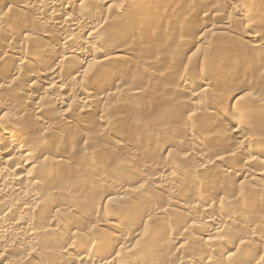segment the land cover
I'll list each match as a JSON object with an SVG mask.
<instances>
[{"label":"bare ground","instance_id":"1","mask_svg":"<svg viewBox=\"0 0 264 264\" xmlns=\"http://www.w3.org/2000/svg\"><path fill=\"white\" fill-rule=\"evenodd\" d=\"M97 1L96 0H0V10H1L0 11V30L2 29L1 31H5L6 32L5 34L9 36L8 40L5 38L7 40L6 42L5 41L3 42L1 40L2 38L0 39L2 41V42L0 41V100H4V101H0L1 103L0 109H2L3 112H6L0 118V264H70L69 263L70 259H73V261L75 260L74 261L75 264H160L161 262H164V261L165 262L167 261L166 263L170 262V264L172 263L173 264L174 263L175 264H195L196 261H198L199 258L201 257L198 258L199 255L194 254L192 252L190 253L187 250V248H185L183 245H180L177 248L176 251H179L181 255L176 259H173L174 257L169 255V253L165 252L166 251L165 249H164L165 251H163L162 249L163 247L160 248L162 245L166 244L167 240H170L169 237H165L164 239H162L165 233L163 236H161V231L163 232V229H164L163 228L164 226H161L162 223L170 224L171 222L167 219L170 216H167L166 218L167 211L168 209L170 210L169 206H174L178 208L180 213L185 214L186 216H188L189 219H193V220L197 217L196 215H198V212H199L203 216L205 215L207 224L211 226H214V225L217 226V229L216 228L213 229L211 235L207 237L211 239V242L213 241L217 242V245L218 243H223L224 245L229 246L230 250L229 252H227V254L223 256L222 259L215 260L214 262H213L214 259L211 257L212 255L210 256L208 255L207 257L203 256L205 257L203 261L206 264H246L244 263L243 259H246V258L247 260L252 259L253 255H250V251L253 252L252 250H254L253 242L258 241L259 243L261 242V244H264V239L260 237L259 232H257V230L258 231L260 230L258 229V227L260 228V226H257V228H254V226L256 225H252L253 223L251 224V222H248L247 220L246 222L244 219L246 224L250 223V225L247 226L248 228L247 238L248 239L241 238L240 241H238V236H237L235 237L236 240H232L234 241V243L232 244L231 243L232 241L231 239L228 238V235L225 236L224 234L226 232L225 230L227 231L229 230L227 229V226H226L228 224L227 221L219 219L218 217L216 218V216L210 214L211 213L210 211L212 210L213 206H215V202L220 203L222 202V200L225 199L222 197L227 193L226 190L229 188L226 182L223 181L221 184H218L215 181V183L217 184L214 183L215 186H213V183H212V186L214 188L213 190L212 189L209 190L206 194L203 193L204 195H200V193L199 194L197 193L196 195L194 193L195 200L194 202L189 203L188 201H185L183 198L179 197L178 194L175 193L179 189H177L178 187L176 188L174 186V183H175L174 179L177 178L178 180L179 177L181 178L183 177V179H185L187 178V176H190L189 178L192 177L193 179V177H195L197 183L202 184L201 183L202 180H204V182L205 180L206 182L207 180L208 181L211 180V179L210 180L207 179V176L205 177V175H207L208 173L204 174L205 173L204 171L207 168H211L212 166L213 167L217 166L216 169L219 168L220 172H222L221 175H224L223 172L234 174V172H236L235 171L236 167L233 166V164L229 161L235 160L238 157L243 158L242 156L245 155V149L246 147H249V146H253V147L247 148L246 151L253 150L254 148H256V146L259 147V149L257 152L250 151L251 154H248L247 156L245 155V158H244L245 163L248 164L246 166L247 167L249 166V167L244 172L249 173L248 175H246L247 177H250L252 174L256 176H262L264 174V146H263L264 137L258 134H252V133L248 134V130H250L248 125H245L240 120H238V118H236V115L234 113H239L241 116H246V115L251 116V114L254 113V114H257V117L260 116L258 119V123L263 122L264 121V97H260L256 99L254 97L253 101H250L249 99L248 100L250 101L249 103L253 102L252 103L253 105L249 103H245L247 101H243L242 96L249 94V93H246L247 91L245 88L238 89L239 94L244 93L240 96L241 99L240 97H238V99H235L238 101L236 103L237 104L236 107L238 108L236 107H234L235 109L233 108L234 111H232L233 114H231V116H229V112H231L230 110L226 112L227 109L225 111L223 109V111L221 112V113H225L223 114V116H225L226 113H228L227 114L228 117H231V121L229 120V123H231L230 131L235 135L234 136L235 141H233L234 137L233 139L232 138L230 139V138H227L228 136L224 137L223 135L224 137L223 139L221 136H219L221 137V140L222 139L224 140V142L226 141V139H229L227 140V143L228 141L230 142L232 140L233 143L232 142L230 143L233 144L232 146L234 148H231L232 147L231 144L228 143V146L230 145L231 147L229 146L225 150L227 151L226 153L225 151L223 152V154L213 153L210 157H206L202 149L201 150L198 149V151L196 150L193 151L194 149H186L185 151L186 153L183 154L184 158L182 157L181 159L180 158L179 159L181 161L182 159H184L183 162H181L182 164L183 163L187 164L186 160H188V162L190 161L189 164L193 168V169L192 168L190 169H192V172H194L193 174L195 176L194 175L192 176V172L191 174L186 173V171L189 170L188 168H187L188 170H185V171L183 170L184 172H181L182 170L180 168L179 169L181 171L178 169V167L177 169H174L168 166L167 164H165L164 161H161L160 163L157 164L159 167H154L146 163L143 164L140 161H138L141 163V166H140L141 168H143L144 170L151 168L152 170L151 169L150 170L153 172L151 174L147 173V175L139 174L140 176H142L140 178L142 179L143 184L137 187H133V185L127 184L126 182L128 181H126L125 183L124 182L121 183L115 179H112V178H109L108 176H105V175L103 176L100 174L98 175L95 174L96 176L92 177L93 173L92 174L89 173L92 178L89 177L90 179L88 182L87 180H79V181L77 180V181H72V182L71 180L65 181L64 178L66 175L61 176L63 172L62 173L60 172L61 170H63V166L68 165L70 163V158L68 157L66 150L62 148L63 144L59 146L60 143L59 144L57 143L56 145H53L55 146V148L52 149L53 146L50 145L49 142H46L45 140L47 139L45 138L46 137L54 138L52 139V141L55 140L56 138L57 139L59 138L58 142L63 141V140L60 141V139L64 138L62 136H65L68 129L73 124H76L75 122H77L78 120L80 121L84 117H87L86 115L90 114V112H93L92 114L95 116H97L98 114L101 115V116L99 115L100 120L99 121L97 120L98 122H100L101 127H105V125L108 126V124H110L109 123L110 121L109 122L106 121L108 120V118H106L105 115H107L106 113L109 112L111 107H109L108 103H105V102L108 99H109L108 101L110 102L111 100L117 98V96H119L120 94L122 93L127 94L128 92V90H125L124 84L123 83L121 84V82L117 81V83H114V84L113 82L112 84L107 83L108 84L107 89L110 88L109 89L110 91L108 90L109 92L105 95H103V93H100V94L97 93V91L94 88L88 89V91L84 93L82 92V84H80L79 82L82 83L84 81V82H87V84L88 82L90 84L95 80L94 79L95 77H96V80L100 79L102 76H106L108 72H111L114 77L115 76L117 77V75L120 74V72L122 71V68H124L125 65L133 63L132 60H135L134 56L137 55L136 57H138V59L140 60L138 53H137L139 51L136 52L132 48H130L128 45L125 44V43H128L130 40L123 43L125 41L123 39L124 41L121 42L120 38L121 36H125L124 34L123 35L120 34L121 36L118 39V36H119L118 33L121 32L120 31L121 29H119L121 27L120 24L125 22V20H128L129 18H130L129 19L130 21L132 18V16L129 17L130 14H128L129 16L126 15L127 13L126 9H128L129 7H131V5H133L131 4L132 0L118 1V4L120 3L121 5H119L120 6L119 8L117 5L116 8L118 9H116L115 11L117 14H115L116 16L113 19L117 20L116 17L119 16L122 12H124V10L126 11L125 14L122 13L121 19L120 20L118 19L119 21L118 20L116 21L117 23L120 22L118 23L119 25L115 22V20L114 22L116 24L111 22L112 20L108 21V19L114 16L112 14L107 15L106 13V16H108V18L105 20L104 19L101 20L97 18V14L99 15L97 11H100L101 9L105 11L106 6L110 2L116 1V0H105V1L103 0L101 3V6L103 2L105 3L107 1L105 3V8L104 6L99 7L100 4L99 5L96 4L98 5L97 6L98 8H95L96 5L94 6V4L99 3ZM210 1L212 2L214 1L213 2L214 4L212 3V5H217L219 4L221 0H210ZM210 1L208 0L209 3ZM113 3H111L110 5H112ZM90 4L91 5L93 4L92 10H91V6H89ZM205 6H209V5L205 4ZM99 8L100 10H98ZM110 8L114 10L115 7L113 8L111 6L108 7L109 13L110 12L115 13L114 11H110ZM215 8L217 7L215 6ZM232 9L237 14V16L238 15L240 16L241 18L240 22L243 24L241 26L245 28V30L242 29L243 31H245V33L242 35L247 38H250V37L254 38V39H250L248 47H251L253 49L252 51L255 50L254 52L256 53L258 50L259 51L264 50V39H260L259 41L256 40L255 38L256 36H254L253 33H251L252 34L251 35L248 30L250 27H252V25L257 23V20L255 18H250V19L246 18L248 9L245 7H242L241 5L239 6L238 4H233ZM5 11L8 13H6ZM216 11H219V10H216ZM6 14L8 15L12 14L13 16L15 14L14 18L16 19V21L15 22L13 21V24L7 23L8 21L6 22V19L8 15ZM102 14H103V11H102ZM123 15H126L129 18L128 19L125 18V20L123 21L124 19ZM191 16L193 18H191L192 22H191V25L189 26V29H192L195 25H197V29L194 31V33H192V36L189 32L190 36L188 34V37L184 39L182 38L183 40L181 39L182 40L181 45L183 46L184 50L190 51V50H193L194 48L198 50L201 47V45H203L205 42L207 43L206 40L209 39L210 35L212 36L219 35V37L211 36L212 38L210 37L208 41H211V39L213 40L215 38L216 39L214 41H211L212 43H208L209 45L207 46L205 45L206 47H209L212 44L211 46L214 48V46L217 45L218 44L217 42L219 41L218 39V41L216 42L217 38H220L221 36H224L223 38H226L231 35L236 36L238 34V23H240L238 22L239 21L238 17L235 19L231 18V16L230 17L228 16L220 17L218 16V14L214 15L213 13L212 16H215L214 19L216 20L214 21V23L209 24L210 22L203 21L204 16L202 14H198V15L194 14ZM25 20L26 22L28 21L29 24L36 25L37 27L40 28V30L38 29L37 32L35 33L36 34L35 36L39 35L36 38L39 37L42 39L44 38L50 39L54 45L53 46L39 45V42H41L40 41L41 39H38L39 41H37L36 38H32L33 36L31 38L33 40L36 39L35 40L36 42L34 41L35 44L33 45V48L31 49L28 48V45L27 47H25L26 44L25 45L18 44L15 38L20 37V39L22 38V40H28V37H29L28 31H30L33 28L32 25H30L31 27H30V30L28 31H26L25 29H22V27H21L22 30L20 29L19 31H18V28H15L16 25H18L17 27H19L20 24H23V23L25 24ZM28 23H26L25 25H27ZM128 23L129 22L124 23V24H128ZM136 26L137 25H134V27L131 26L132 30L131 31L128 30L127 32L129 33L132 32L133 34L134 33L136 34V32L138 33L144 29V28L142 29ZM46 27H51L50 29L54 30L56 33H54L53 31L52 32L56 35L52 36L53 34L47 31L48 29H46ZM124 27L125 26H123V29H125ZM35 28L32 29L33 31H31V33L35 32L34 30L37 29ZM15 29L17 30V32ZM185 31H183L184 34L185 33L187 34L188 30L186 32ZM145 32L147 31L145 30ZM132 33L129 34V36L131 37V42H129V44L133 42V39L135 37L134 36L132 39V35H133ZM48 34H50V36ZM152 34L153 33H150L149 35H152ZM196 34H199V35L196 36ZM129 36H127L126 40L130 39ZM207 36L209 37L207 38ZM235 36H231L230 38H233ZM31 38H29V40ZM162 38L161 40H164V39L166 40L168 38V35L164 34ZM191 38H195V39H191ZM14 39L16 40V42ZM106 40L107 41L110 40V43L113 42V44L111 45V48L109 49L108 48L109 46H108L107 50L105 49L106 46L104 43H109V42H107ZM22 43H25V42L22 41ZM26 43L28 42L26 41ZM213 43L214 44L216 43V44L213 46ZM244 43L247 45L246 42ZM228 44L229 43H227V45ZM30 46L32 47V45ZM217 46L219 47V44ZM230 46H228V48H231ZM236 46H238V44ZM225 48L227 49V47ZM196 49L193 51H196ZM211 50L213 49L211 48ZM133 51L136 52V54L133 53ZM228 52L230 51L228 50ZM261 53L263 52L261 51ZM48 58H51V61L53 60L51 62L52 65L50 66L46 65L47 67L45 68L42 62L44 61L46 62V59ZM68 60L73 61L74 62L73 64H78L77 65L78 67H76V69L79 68V70L74 72L75 76L69 77V75H67L61 78V73H63L64 67L66 70L67 68L71 67L69 65H65L69 62ZM143 62L144 61H142L141 63ZM88 63H94L93 65L95 66L94 67L95 69L94 68H93L94 70H91L89 68H88L89 70L83 69L84 65ZM118 63L119 65H117ZM137 63L138 62H136V64ZM141 63L137 65L145 67L144 64H141ZM42 64H43L44 69L42 67H41L42 69L40 68ZM120 64L122 65V68L120 67ZM136 64L133 63L132 65L137 66ZM129 66L131 65H128V67ZM70 70L71 69L69 68V71ZM103 70L104 72H101ZM222 71H224V68L222 69L221 65H219L216 62L210 63L208 67L206 66L202 68L198 73L199 81L198 82L196 81L198 90L192 89L189 92L190 93L189 99L188 97H186V100L184 99L186 102L187 100H189V102L186 103L184 101V103L186 105L188 103L190 105H193L189 107L196 106L200 110L201 106L200 105L198 106V104L204 92L210 91V90L213 91L212 90L213 88L215 89V87L218 88L219 86L223 85L221 82H220L221 85L219 86H217L219 82H217L218 84L216 83L217 85L215 84L214 81L210 82L212 78L216 77ZM22 72H24L27 75H26V78L24 77L25 80L20 82L22 79L21 78ZM71 72H73V68ZM92 72H94V74ZM98 72L99 73L101 72V73L97 74ZM147 72L150 73L149 71ZM7 74L14 75V79L5 81L2 76L7 75ZM107 75L109 76V74ZM179 75L178 77H180ZM181 76L183 77H180V80H179L180 83H182V85H184L185 88L186 87L189 88L191 85L190 82H192L193 80L190 81L188 79V74L187 75L182 74ZM178 77L176 80H178ZM72 82H74L75 85H73ZM77 82L79 86L78 84H76ZM194 84L196 85V83ZM92 85H93L92 87H94V85L96 87V84L93 83ZM222 87L223 86H221V88ZM2 91L4 92L8 91L10 93H8V96H4L7 94L3 93ZM118 91L119 93L116 95L115 93ZM82 93L83 95H85V97H83L81 100L79 99V95ZM138 93L139 92L134 89V92L131 93L133 95L132 97H134L135 94H136L135 96H137ZM110 97H113V98L111 99ZM82 101H84L83 104H82ZM254 103H256L257 105H255ZM105 104H107L108 106V111H106L107 109H106ZM25 105L30 106L33 112V117H34L33 118L31 116V118H29L31 122L28 120L27 123L26 122L24 123L23 121V120L26 121V118L28 117V116L26 117L25 115V108H24ZM73 105L78 106L77 109L76 108L73 109V110H77L78 112L75 111L74 113V111H72L71 106L73 107ZM54 106H59L61 110L59 111L51 110L49 112L48 111L50 110L49 107L53 109L52 107ZM47 108L49 109L47 110ZM10 109L11 110L14 109L15 112L11 115L5 116L7 112L10 111ZM193 109L194 110L192 109L191 110L192 111L197 110L195 108ZM213 110H215V108H213ZM99 116H97V118H99ZM104 116L106 120L104 119ZM23 117L25 118L23 119ZM187 118L188 116L185 118V120L184 119L183 120L187 121ZM188 119H189L188 120L189 122L191 118H188ZM184 121L182 122L183 124L185 123ZM58 123L60 125H58ZM79 123H83V122H79ZM107 126L105 128H107ZM101 127H100V130H101ZM109 127L110 126H108V129H110ZM87 128L89 127L88 126L86 127L83 124L81 128H79V130H81V132L80 131L79 132L84 133L85 131L86 133V131L90 129V128L89 129ZM103 129L104 128H102V130ZM108 129H105V130H108ZM183 130L185 132L184 134L187 135L185 136L184 139L188 138L190 142L192 141L196 143H201V141L203 142V136L198 134L197 132L195 133L194 130L190 126H188L187 122ZM102 132L100 131L98 132V134L99 133L102 134ZM104 133L105 132H103V134ZM217 137H218V134H217ZM219 137H218V140H219ZM47 141H50V138ZM177 141L176 143H174V141L172 143L176 146L177 144L178 146H183L180 141L179 142ZM114 144H115V147L116 148L118 147L119 149L124 143L122 140V142L116 141ZM172 145L170 143L166 144L165 146L161 147V151L165 152ZM66 147L68 148V146ZM94 148L95 146H91V148L90 149L87 148L86 151H85L86 149L85 148L84 151L86 153L85 152L83 153L82 150H80L82 153L79 151L80 152L79 154H84V157L87 156V158L91 159L92 155L96 156L98 153V152L94 153V150H95ZM229 148L231 149L229 150ZM68 150L69 148L67 149V151ZM95 151H98V150H95ZM246 153H249V152H246ZM130 155L129 157L127 155V158H130V157L133 158V156H130ZM79 156L80 158H82L81 155ZM127 160H131V159H127ZM251 164H255V166H251ZM63 171H66V169ZM69 173L70 172H68V177L70 178ZM77 177H80V176L77 175ZM245 177L243 176V178ZM218 181H220V179ZM91 184L108 186L111 189L110 190L111 192L107 195L104 201H106L107 203L114 202V201H116L117 203L119 202V206H122V209H120L121 212L122 210L125 209L124 213H126V215L129 214L125 212L127 210L130 209L129 211L131 213L135 209H138L137 212L134 211V214L136 215L135 218H133L134 220L132 219V217H134L132 215L134 214H129L132 217H128L129 216L128 215L127 216L128 218H126L127 220L131 218L133 221H139V222L144 221L145 226L152 220L160 219L161 217H163L165 222H163V220L162 222L156 221L157 222L156 224L160 223V225H158V227L155 226L156 232L152 233L153 234L152 236L150 233H149L150 235L145 233L146 230L142 232V230L140 231L134 228L135 225L127 226L125 228L122 226L119 227L118 226L119 224L115 225L116 227H108L107 219L105 218H107V216L109 215L107 214H106L107 216L102 215L103 210H99L98 208L94 207L93 206L94 204L91 207V213H90V210H89V213L88 211L85 212L86 211L85 208L87 209L89 207V205L87 206V204H89L88 198L87 200H85V201H88L87 203H84V202L82 203V199H85L86 196H81L84 198L80 199L79 195L74 193L75 191L77 193L78 192L83 193V191H86V190L90 191L89 188H91L90 187ZM228 184L230 186L229 182ZM151 187L155 189L156 191H159V193L160 192L166 193L165 197H168L167 199H165L167 201L166 205L156 206L152 203L154 205L152 207L151 206L150 207L148 206L147 208L142 207L145 210L140 208L139 205H138L139 208H135L134 206V210L132 211L131 209L133 207H129V209H127L128 206L132 204L129 202L131 201L129 200V197L135 196L136 200H138L137 198H139V200H144V201L149 200L148 198L149 195L148 196L146 195L148 194V192H146L147 191L146 189H149ZM239 191L240 193L238 191L236 192L233 191L232 194L234 192L235 194L232 195L231 197L234 196L235 199L230 198V200L231 199L236 200L238 199L240 195L241 196L247 195V193L246 194L243 193L242 195L241 194L242 191L241 190ZM230 195H231V192H230ZM256 197L257 198L254 197L256 200L253 199L250 202L253 205L254 203L257 205L259 204L261 205L263 201L262 203H258L261 201L259 200L257 201L259 197L258 196ZM226 199L224 200L225 201L224 203L227 202ZM91 202L90 204H92ZM230 202L231 201H229V203ZM235 203L237 204L238 202H235ZM235 203L234 205H231L232 203L231 204L227 203L228 207L226 208L229 210L231 209L230 211H232V207L233 206L234 208L236 207ZM81 204L86 205L85 208L82 207ZM137 204H140V203H137ZM126 205H128L127 208L125 207ZM134 205L136 204L134 203ZM229 205H231V207ZM237 208H239L238 205H237ZM260 208L261 207H259V209ZM141 210L144 212L140 213ZM86 213L90 214L94 218L98 217L99 215V219L104 218L105 220L103 219L100 223H96V224L95 223H91L88 225L83 224V226L85 225L86 226L84 228L82 227L83 229L81 228V232L78 231L77 234L75 232L70 233V234H73L74 236L73 235L69 236L71 238H68L65 241L61 239L60 237L55 236L54 234L48 233L49 231L53 229H57L59 227L62 228L61 224L68 226L70 222L74 221L75 219H82L83 217L86 216ZM124 213L122 212L121 214H124ZM232 213H235V212H232ZM240 213L241 212H239V214L235 213V216H233L234 219L231 221L235 222V219L238 218L237 215H240ZM244 214L246 213L244 212ZM243 216L245 218V215ZM243 216L242 217L239 216L241 218L237 220L240 221L243 218ZM88 217L89 216H87V218ZM228 217H230V215ZM248 217H251V216H246V219H248ZM260 217H261L260 219L263 221L264 212H262ZM93 221H96V220H93ZM249 221H252V220H249ZM83 223H84V220H83ZM254 223L257 224L256 222ZM128 224L130 225V221ZM150 224L151 223H149V225ZM153 224H154V221H153ZM167 224H164V225H167ZM259 224L261 225L262 223L259 222ZM193 225L194 223L192 225H188L189 227L184 225V227L179 229V232L176 233L172 237L173 239L171 238L172 242H174L173 240L183 239L189 233L190 229L194 227ZM110 233H113L114 235H111ZM257 233L258 235H256ZM131 239H135V240L129 243L128 241ZM102 240L103 242L107 240L112 241L111 243L107 241L111 245L110 246L109 244L105 245L104 243V246H103L104 249L102 248V246L99 247V243L102 242ZM135 241H139V242L135 243ZM138 243H141V245ZM142 244L145 247L140 248L139 246H142ZM60 245H63V248H61ZM217 245H213V246H217ZM107 246L109 247L107 248ZM110 247H113V248L119 247V248L116 251L114 249L112 251L110 250ZM98 248L99 249L102 248V250L100 249V251L104 252L103 250H105V252L101 254L102 252H98L97 250ZM206 248L208 251L210 250V248L208 247V244L206 245ZM211 248L213 249L214 247H211ZM247 249L249 250L251 249V250L249 251ZM240 251L241 252L243 251V254H242L243 257L239 256L242 258L241 260H239V257H238V252L240 253ZM207 253H210V251ZM255 261L249 264H258L259 261L262 262L261 259L258 261L257 260Z\"/></svg>","mask_w":264,"mask_h":264},{"label":"rangeland","instance_id":"2","mask_svg":"<svg viewBox=\"0 0 264 264\" xmlns=\"http://www.w3.org/2000/svg\"><path fill=\"white\" fill-rule=\"evenodd\" d=\"M102 1L103 0H98L97 2H99V3H95L94 6L96 4H98V5L100 4L99 7L104 6V8H105V3L107 1L105 3L103 2L102 6H101ZM118 1H120V0L112 1L108 4L109 6L107 5L108 7H110V6L112 8L115 7L114 10L110 8V11L115 12L116 9H118L120 7L119 5H121V4L120 3L118 4ZM132 2H131V4H133V5L130 4L131 7L126 9L127 13L125 10H124V12H122L123 14L126 13L127 16H129L128 14H130L129 17L132 16V18L130 20L131 22L129 21V19H130L129 17H127L126 15H123V17H124L123 21L125 20V18H127V19L129 18V19L125 20V22L120 24L121 27L119 29H121L120 30L121 32L118 33V35H119L118 39L121 35L124 34L126 37L121 36V38H120L121 42L124 40L125 41L123 43L127 42L128 40H130L129 42H131V37L129 36V34L132 32L129 33L127 31L128 30L131 31L132 27H134V25H137L136 27H140L142 29L144 28L140 32H138V33L136 32V34L132 33L133 34L132 39L134 36L136 37V35H137L136 38L134 37L135 40L133 39V42H132L133 44L130 43L132 45H130L129 42L125 43V44L128 45L130 48H132L134 51H136V52L139 51L137 53H138L140 60L141 59L142 60L140 61L138 59V57H136L137 56L136 55V56H134L135 60H132L133 63L136 64V62H138L137 64H140L142 61H144L141 64H144L145 67L140 66V65L138 66L137 64H136L137 66H133L132 65L133 63H131V64H128V65H131L129 67H128V65H125L126 67L124 66V68H125L124 69V68H122V65L120 64L122 71L120 72L119 75H117V77L115 76L116 79L112 75L111 72H108L107 74H109V76L106 74V76H102L100 79H97V80L95 77L94 78L95 80L93 79L94 81L90 84H89V82L87 84V82L83 81L84 83L83 82L81 83L78 81L80 84H82V92L85 93L86 91H88V89L94 88L97 91V93H99V94L103 93V95L107 94L110 91L109 90L110 88L107 89L108 88L107 83L112 84V82H113V84H114V83H117V81H118V82H121V84L122 83L124 84V86H125L124 88H125V90H128L129 94H128V92H127V94L129 96L126 93H122L119 96H117V98L114 97L115 99H113V100H111L113 97H110L111 98L110 102L108 101L109 99L105 102V103H108L109 107H111L109 112L106 113L107 115H105L106 118H108V120H106L105 116H104V119L107 122L110 121L109 122L110 124H108V126H110L109 127L110 129H108L107 125H105V127L107 126V128L101 127L100 122H98L100 120V116H101L100 114L97 113L98 114L97 116L100 115L99 118H97V116L92 114L93 112H90L91 115L88 114V115H86L87 117H84L80 121L78 120L77 122H75L76 124H73L74 126L72 125L68 129L65 136H62L64 138L61 137L62 139H60V141L63 140V141H61L63 143L58 142L59 138L58 139L56 138L55 139L56 141L55 140L52 141V139H54V138L49 137L52 144L50 141H47V140H49V138L46 137L45 139H47V140L44 139L46 142H49L50 145H52V146L56 145L57 143L58 144L60 143L59 146L63 144L62 145L63 147L62 146L61 147L64 150H66V153L68 154V157L70 158V163L68 165H65L66 167L63 166V170L66 169V171L61 170V172H60V173L63 172L61 176L66 175L64 178L65 181L71 180V182H72V181H77V180L78 181L79 180H87V182H88L90 178L100 174L103 176L104 175L108 176L109 178L115 179L121 183L122 182L125 183L126 181H128V182H126L127 184L133 185V187H137V186H140L143 184V181L140 178L142 176H140V175H147V173L151 174L153 172V171H151L152 170L151 168H150L151 170L149 168L145 169V170L143 168H141L140 167L141 163H143V164L146 163V164H148V165L150 164L154 167H159L157 164L160 163L161 161H164L165 164H167L168 166H170L174 169H177V167H178V169L180 168L182 170L181 171L179 169L181 172H184L185 170L189 169L190 172L188 170V171H186V173L191 174L193 168L189 164L190 161L188 162V160H186L187 164L186 163L182 164L181 162H183L184 159H182V161L180 160L184 156L183 154L186 153L185 152L186 149H194L193 151H195V150L198 151V149H200V150L202 149L205 156L210 157L213 153L214 154L215 153L223 154V152L230 146V145L228 146V143L231 144L230 142H232V140L230 142L228 141V143H227V140H229V139H226L225 142L223 139L226 136H228L227 138L233 139V137L235 136L230 131L231 130V125H230L231 123H229V120L231 121V117H228V115H227L228 113H226V115L223 116V114H225V113H221V112L223 111V109H224V111L227 109L226 112L229 110L231 112L234 111V109H235L234 107H236V105H237L236 103L238 102L235 99H238V97H240L242 94H244V93L239 94L238 89L245 88L247 91L246 93H249V94L242 96L243 101H247L245 103H249L250 101H253L254 97H255V99L260 98V97H264V50H260V51L258 50L256 53V52H254L255 50L252 51L253 49L251 47H248L250 39H254V38L253 37L247 38V37H244L242 35L245 33V31H243L242 29L245 30V28L243 26H241L243 24L240 22V20H241L240 16L239 15L237 16V14L232 9L233 4H238L239 6L241 5L242 7H245L248 9L247 14H246L247 15L246 18H249V19L255 18L257 20V23H258V24L255 23L254 25H252V27H250L248 30H249L250 34L253 33V35L256 36L255 37L256 40L259 41L260 39H264V0H238V1L237 0H221L219 2V4H217V5H212V3L214 1L213 2L210 1V3H209L208 0H132ZM111 3H113V4L110 5ZM205 4L209 5V6H205ZM92 5L91 4L89 5V6H91V10L93 7ZM98 5H96L95 8H98L97 7ZM117 5H118V8H116ZM107 6H106L105 11L103 9L100 10V8L98 9L100 11H97V13H99V15L97 14V18L101 19V20L102 19L105 20L108 18V16H106V13H107V15L108 14L114 15V16L111 15L112 18L108 19V21L112 20L111 22L115 23L118 19L120 20L122 13L116 17L117 20L113 19V18H115V16H116L115 14H117V13L116 12L115 13H113V12L109 13ZM215 6L217 8H215ZM214 9L219 10V11H216ZM102 11H103V14H102ZM106 11H108V12H106ZM210 11H212V12H210ZM6 13H8V12H6ZM193 13L195 15L196 14L197 15L202 14L204 16L203 21L204 22L208 21V22H210L209 24L214 23V21L216 20V19H214L215 16H212L213 13H214V15L218 14V16H220V17L221 16H224V17H227V16L230 17L231 16V18H234V19L238 17V20H239L238 22H240V23H238V34L236 36L230 34L231 36H235L233 38H230L231 36L223 38L224 36L220 35L221 37L217 38V40H216V42H217L219 39V41L217 42L219 44V47L217 46L218 44L215 45L216 43L215 44L213 43V46L215 45L217 47L214 46V48H213L211 46L212 44L209 47H206L207 45H209L208 43H212L211 41H214L216 39L215 38L214 40L211 39V41H208L210 39V37L212 36V35H210V37L207 36V38L209 37V39L206 40L207 43L205 42L203 45H201V47L204 46L202 48L200 47L201 49L199 48L197 50L196 48H194L193 50L196 49V51L184 50L183 46L181 45L182 40L184 38L188 37L189 32L192 36V33H194V31L197 29V25H195L192 29H189V26L191 25V22H192L191 18H193L191 15H194ZM220 13H221V15H220ZM6 15H8V14H6ZM103 15H105V16H103ZM111 16H109V17H111ZM14 17H15V14H14V16L12 14L11 15L9 14L7 16L6 22L8 21L7 23L13 24V21L14 22L16 21V19ZM114 20H115V22H114ZM127 22H129L130 24L129 23H128L129 25L124 24ZM26 23H28V21L26 22V20H25V24ZM118 23H120V22H118ZM25 24L24 23L20 24L19 27H17L18 25H16L15 28H18V31L21 29V27H22V29H25L26 31L30 30V27H31L30 25H32V24L28 23L27 24L28 26ZM122 24H124V25H122ZM171 25H172V27H171ZM32 26H33V28L36 27L37 29L35 28L36 29V30H34L35 32H32V33H31V31H33L32 30L33 28L30 31H28V35H29L28 40L32 36H33L32 38H36L37 36H39V35L35 36L36 35L35 33L37 32L38 29L40 30V28L37 27L36 25H32ZM123 26H125L124 28L126 30L123 29ZM50 28L51 27H46V29H48L47 31H49L51 34H53L52 36H55L56 34H54V33H56V32ZM1 30H0V33L1 32L2 33L0 34V39L2 38L1 40L3 42L4 41L6 42L9 39V36H7L5 34L6 33L5 31H1ZM145 30L147 32H145ZM185 30L186 31L188 30L187 34L186 33L184 34L183 31H185ZM248 30H246V31H248ZM16 32H17V30H16ZM150 33H153V34L149 35ZM38 34H39V32H38ZM164 34L168 35V38L166 40L165 39L161 40V38ZM190 34H189V36H190ZM48 35L50 36V34H48ZM198 35L199 34H196V36H198ZM127 36H129L130 39L126 40ZM213 36L219 37V35H213ZM15 39L17 40L18 44H20V45L26 44L25 47H27V45H28V48H30V49L33 48V45L35 44L36 39H37V41H39L38 39H41L40 40L41 42H39V45H47V46L48 45H50V46L54 45L51 42V40L47 39V38L42 39V38L38 37L34 40L32 39L33 41L31 39L29 41L28 40H22V38L20 39V37L15 38ZM191 39H195V38H191ZM16 40H15V42H16ZM22 41L25 43H22ZM26 41L28 43H26ZM164 41H166V42H164ZM107 42H109V43H104L106 46V48H105L106 50L108 48L110 49L111 45L113 44V42L110 43V40ZM244 42H246L247 45ZM227 43H229L230 45H232L234 47L230 46L229 44L227 45ZM235 44L236 45L238 44V46H236ZM30 45H32V47ZM224 45H225V47H227V49L224 47ZM221 46L225 49H223ZM228 46H230L231 48H228ZM211 48L213 50H211ZM248 48H250V49H248ZM228 50L230 52H228ZM235 50H237V51H235ZM134 51H133V53L136 54V52H134ZM261 51L263 53H261ZM52 61H51V58H48V59H46V62L44 61L42 63L44 64V67L46 68L47 66L52 65L51 64ZM146 61H148V62H146ZM69 62L70 63L72 62V63L70 64ZM69 62L65 65L71 66L69 68L71 70L73 68V72H71V70L69 71V68H67V70H66L64 67L63 73H61V78H63V76H67V75H69V77L75 76L74 72L79 70V68L76 69V67H78L77 66L78 64H73L74 63L73 61H69ZM213 62H216L219 65H221V68L222 69L224 68V71L220 72L216 77L212 78L210 80V82L214 81L215 84L217 82H219V84L217 83L218 85L216 84L217 86L221 85L220 84V82H221L223 84L221 86H223V87L222 88H221V86H219L218 88L215 87V89L214 88L212 89L213 91L210 90V91L204 92V94L202 95L203 97L201 96V99L199 100L200 102L198 104V106L199 105L201 106V108L199 107L200 110L196 106L195 107H189V106H193V105H190L189 103L186 105L184 103V101L186 100V97H188V99H189V95H190L189 92L192 89L198 90L197 89L198 88L197 82L199 81V78H198L199 71L206 66L208 67L210 65V63H213ZM145 63L147 65L148 64L149 65L147 66ZM43 64L40 66V68L42 67L44 69ZM93 64L94 63H88V64L84 65L83 69L89 68L91 70H94L95 66ZM117 65H119V63ZM29 68H30V66H29ZM29 68H28V70H29ZM147 71H149L150 73H148ZM101 72H104V70ZM92 73L94 74V72H92ZM100 73L98 72L97 74H100ZM64 74H66V75H64ZM182 74L183 75L188 74V79L190 81L193 80L192 82H190L191 85L189 88L188 87L185 88V86L182 85V83H180L179 80H180V77H183V76H181ZM26 75L27 74L22 72V77L20 76L22 79L20 82L25 80ZM110 75H112V76H110ZM178 75L180 77H178ZM2 77L5 81L14 79V75H11V74L3 75ZM177 77H178V80H176ZM106 80H108V81H106ZM74 82H72L73 85H75ZM78 82L76 84H78ZM193 82L196 83V85ZM93 83L96 84V87H95V85H94V87H92ZM78 86H79V84H78ZM134 89L136 91H138L139 93L137 94V96H135L136 95L135 94L134 97H132L133 95L131 93L134 92ZM188 89H190V90H188ZM119 91L116 92L115 94L117 95L119 93ZM2 92L7 94V95L3 94L4 96H8V93H10L8 91H5V92L2 91ZM248 95H250V96H248ZM83 97H85V95H83V93L79 95V99L82 100ZM240 99H241V97H240ZM249 99H250V101H248ZM0 101H4V100H0ZM187 102H189V100H187ZM83 103H84V101H82V104ZM109 103H111V104H109ZM252 103H249V104H252ZM254 104L257 105L256 103H254ZM105 105H106V109H107L106 111H108V106H107V104H105ZM25 106H24L25 115H26V117L28 116L27 117L28 119L26 118V121L25 120H23V121H24V123L25 122L27 123L28 120L30 121L29 118H31V116L33 117V112H32L29 105L26 107ZM213 106H215V107H213ZM238 106H240V105H238ZM77 107L78 106H75V105H73V107L71 106V109H72V111H74V113H75V111L78 112L77 110H73L75 108L77 109ZM212 107L215 108V110H213ZM49 108H50V110H48ZM49 108H47V110L49 112L51 110L52 111L53 110L54 111L61 110L59 106H54V107H52L53 109H51V107H49ZM193 108H195L197 110L192 111V110H194ZM236 108H238V107H236ZM10 111H11V113H10ZM10 111L7 112V114L5 116L11 115L15 112L14 109L13 110L10 109ZM231 112H229V116H231V114H233V112L232 113ZM4 113H6V112H3L2 109H0V118ZM234 114L236 115V118H238V120H240L243 124L248 125L249 129L251 130V131L248 130V134H251V133L252 134H258V135L264 137V123H263L264 121L261 123H258V119L260 116L257 117V114H254V113L251 114V116L246 115L247 117L241 116L239 113H234ZM187 116H188V118H191L189 122H188V120H189L188 118H187V121H184ZM24 118L25 117H23V119ZM183 121L185 122L184 124L182 123ZM79 122H83V123H79ZM186 122H187L188 126H190L194 130L195 133L197 132L198 134L203 136V142L202 141H201V143H196V142H192V141L190 142L187 137H186L187 139H184L185 136H187L186 134H184L185 129L183 130V128H185ZM83 124L86 127L88 126L90 128V129L87 128L90 130V131L87 130L89 132L86 131V133H85V131H84V133L83 132L80 133L81 130H79V128H81V126ZM58 125H60V124L58 123ZM100 127H101V130H100ZM102 128H104V129L102 130ZM105 129H108V130H105ZM109 130H111V131H109ZM100 131L101 132L103 131L105 133L103 134V132H102V134L101 133L98 134V132H100ZM217 134H218V137L221 136L223 138L222 139L223 141L221 140V137H219V140L221 142L218 140ZM223 135H224V137H223ZM229 136H231V137H229ZM72 138H74V139H72ZM173 139H175V140H173ZM122 140H123L124 144L119 149H118V147L116 148L114 143L116 141L122 142ZM173 141H174V143H176V141L177 142L180 141L183 146H178V144L176 146L172 143ZM233 141H235V137H234ZM168 143H170L171 145L173 144V145L171 147H169L165 152L161 151V147L165 146ZM215 144H217V145H215ZM71 145H72V147H71ZM124 145H126V146H124ZM226 145H227V147H226ZM232 145L233 144H231V146ZM66 146H68V148H69L68 151H67L68 148ZM91 146H95L94 149L98 150V151H95L93 149L94 153L98 152L97 155L95 154L96 156L92 155V158L89 159V158H87L86 155H85L86 157H84V154H79L81 152L80 150H82V152L84 153L87 150V148L90 149ZM224 147H226V148H224ZM252 147L253 146H249V147H246V149L252 148ZM54 148H55V146H53L52 149H54ZM231 148H234V147L232 146ZM231 148H229V150ZM84 149H85V151H84ZM246 149H245V155L247 156L248 154H251L250 151L257 152L259 147L256 146V148H254L253 150H250V151L249 150L246 151ZM226 152L227 151H225V153ZM246 152H249V153H246ZM129 153L132 155H130ZM78 154L81 155L82 158H80V156ZM127 155H128V157H129V155L133 156V158H131V157L127 158ZM245 155L242 156L243 158L238 157L235 160L229 161L233 164V166L236 167V169H235L236 172H234V174L223 172L224 175H221L222 172H220L219 168L216 169L217 166L213 167L211 165L212 166V167L210 166L211 168H207L204 171L205 172L204 174L208 173L207 175H205V177L207 176V179H209V180L211 179L210 181L207 180V182H206V180H205V182H204V180H202L201 181L202 184H200V183L198 184L196 181V178L195 177H193V179H192V177L189 178L190 176H187L188 180H187V178H185L186 180L183 179V177L182 178L179 177L178 180H177V178L174 179V181H175L174 186L176 188L178 187L177 189L180 190V191L178 190L179 192L176 190L177 192H175V193L178 194V196L183 198L185 201H188L189 203L194 202V200H195L194 193L196 195H197V193L198 194L200 193V195H204L209 190H211V189L213 190L214 189L213 186H215V184H217V183L221 184L223 181L226 182V184L229 188L226 186L228 188L226 190L227 193L225 194L226 196L224 195L222 198H225V199L227 197H229V198L226 199V201H227L226 203H224L225 199L222 200L223 203L222 202H220V203L215 202V206H213L212 210L210 211L211 212L210 214L216 216V218L218 217L219 219L227 221L228 224L226 226H227V229H229V230L228 231L225 230L226 232L224 234H225V236L228 235V238L231 239V241L236 240L235 237H237V236H238V241H240L241 238L246 239L248 237L247 226L250 225V223L246 224L247 221L251 222V224L253 223L252 225H256V226H254V228H257V226H260V228L258 227V229H260V230L259 231L257 229L256 230H257V232H259V234H260L259 236L264 239V220L262 221L260 219L262 212H264V174L262 176H256V175L252 174L250 177H247L246 175H248L249 173L244 172V171L249 166L248 167L246 166L248 164L245 163V159H244ZM127 159H131V160H127ZM138 161H140L141 163ZM162 164H163V162H162ZM251 166H255V164H251ZM190 168H192V169H190ZM83 169H85V170H83ZM213 170H215V171H213ZM68 172H70L69 173L70 178L68 177ZM89 173L90 174L93 173L92 177ZM193 173L194 172H192V176L194 175ZM209 173H210V175H209ZM77 175L80 177H77ZM88 175H90V176H88ZM61 176H60V178H61ZM209 176H211V177H209ZM243 176L244 177L246 176V177L243 178ZM219 179H220V181H218ZM193 180H195L196 183ZM61 181H62V179H61ZM215 181L217 183H215ZM228 182L230 183V186H229ZM176 183H178V184H176ZM212 183H213V186H212ZM94 185L95 184L90 185V187H91V188H89L90 191H88V190L83 191V193L85 195L82 192L77 193L75 191L74 193L79 195L80 199L84 198L81 196H86L85 199H82V203L83 202L87 203L89 201V204H87V206L89 205V207L87 209L85 208L86 205L81 204V206L85 208V210H86L85 212L88 211V213H89V210H90V213H91V207L94 204L93 205L94 207L98 208L99 210H103L102 215H104V216L109 215V216H107V218H105V219H107V226L108 227H116L115 225H118V224H119L118 225L119 227L122 226L124 228L127 226H132V225L134 226L135 225L134 228H136L140 231L142 230V232L146 230L147 232L145 231V233H147L148 235L151 234V236H152L153 235L152 233L156 232L155 226L158 227V225H160V223H158V224H156V223L162 222V220H163V222H165L163 217H161L160 219L152 220L151 222H149V223H151L150 225L148 223L145 226L144 221L143 222L133 221L134 220L133 218H135V216H136L134 214V211L137 212V210H138V209L134 210V206H135V208H139V207L140 208H142V207L147 208L148 206L152 207L154 205H156V206L166 205L167 201L165 199L168 198V197H165L166 193L160 192V193H162V194H160L159 191H156L155 189H153L151 187L149 189H146L147 190L146 192H148V194H146V195L147 196L149 195L148 198L150 201L149 200H145V201L139 200V198H137L139 200L138 201V200H136L135 196L129 197V200H131V201H129V200L128 201L130 203H132L133 206H132V204H130V206L126 205L125 207L127 208V206H128L127 209H129V207H133L131 209V211L132 210H134V211H132L133 213L132 212L130 213V211H129L130 209L129 210L126 209L127 211H125V212H127L129 214H134V215H132L134 217H132L131 215H129V214L126 215V213H124L125 209L122 210V212L124 214H121L122 212L120 209H122V206H119V202L117 203L116 201H114V202H110V203L108 202L107 203L106 201H104V199L107 197V195L111 192L110 191L111 189L108 186L98 185V184H96L95 186ZM178 185L180 186V188ZM92 187H94V188H92ZM188 187H189V189H188ZM92 190H94V191H92ZM148 190H150V191H148ZM232 190L235 192L238 191L239 193H240L239 190H241L242 195H243V193L244 194L247 193V195H243V196L240 195L241 196V197L239 196L240 199L238 197V199L232 200V199H235L234 196L231 197L232 195L235 194V192L232 194V192H233ZM89 192H91V193H89ZM230 192H231V195H230ZM89 196H91V197H89ZM256 196L259 197L257 199V201L258 200L261 201L258 203H262V201H263V203L261 205L260 204L257 205L255 203L253 205L250 202L253 199L257 198ZM87 198H88V201H85V200H87ZM230 198H232V199L230 200ZM91 199H93V200H91ZM228 200L231 202L229 203ZM234 201L238 202V203L236 204ZM90 202L92 204H90ZM134 203L136 205H134ZM137 203H140V204H137ZM227 203L228 204L232 203L231 205H234V203H235L236 207L234 208V206H233L232 211H230L231 209L229 210L226 208V207H228ZM141 204H142V206H141ZM138 205H139V207H138ZM231 205H229V206L231 207ZM237 205L239 208H237ZM169 207H170V210L167 208L168 211H167L166 218H167V216H170L167 219L173 223H171V222H170V224L162 223L161 226H164L163 227L164 229L162 228L163 232L161 231V236H163L164 233H165V235L163 236V238L162 237L161 238L164 239L165 237H169L170 240H167L166 244L162 245L160 248L163 247L162 248L163 251L166 250L165 252L169 253V255L174 257L173 259H176L181 255L179 251H176L180 245H183L185 248H187V250L190 253L192 252L194 254L199 255L198 258L201 257V258H199L198 261H196L195 264H206L203 261V259H205V257H207L208 255L209 256L212 255L211 257L214 259L213 260V262H214L215 260L222 259L223 256L225 254H227V252H229V250H230L229 246L224 245L223 243H218V245H217V242H215V241L211 242V239L207 237V236L211 235L213 229H215V228L217 229V226L216 225L211 226V225L207 224L205 215L203 216L202 214H200L198 212V215H196L197 217L195 216L196 218L193 220V219H189L188 216H186L185 214L180 213L178 208H176L174 206H169ZM259 207H261V208L259 209ZM144 208H142V209H144ZM255 208H256V210H255ZM119 210H120V212H119ZM143 212L144 211L141 210L140 213H143ZM232 212H235L237 214H239V212H241L240 215H237V217H238V218L236 217L237 219H240L243 215H245V218L243 216V218L241 219L242 222H241V220L239 221L237 219H235V222L231 221L234 219L233 216H235V213H232ZM244 212L246 214H244ZM88 213H86V216L83 217L82 219H75L74 221L70 222L69 225L67 224L69 227L65 226L64 224H61L62 228L59 227L57 229H53V230L49 231L48 233L54 234L55 236L60 237L61 239H63L65 241L66 239L71 238L69 236L73 235L70 233L75 232L77 234L78 231L81 232L82 227L84 228L86 225L91 224V223H95V224L100 223L104 219V218L99 219V215H98V217L94 218L93 216H91ZM228 214L230 215V217H228L229 216ZM87 216H89V217L87 218ZM127 216L132 217L133 220L131 218H129V220H127L126 219V218H128ZM239 216H241V217H239ZM246 216H251V217H248V219L256 222L257 224L246 219ZM100 217H102V216H100ZM157 218H159V217H157ZM244 219H245V221L246 220L247 221L245 222ZM83 220H84V223H83ZM93 220H96V221H93ZM129 221H130V225L128 224ZM153 221H154V224H153ZM259 222L262 224L260 225ZM188 223H190V224H188ZM193 223H194V225H193L194 227H192V229H190L189 233L183 239L173 240L174 242H172L171 238L176 233L179 232V229L184 227V225L188 226V225H192ZM242 223H244V224H242ZM83 224H86V225L83 226ZM164 224H167V225H164ZM168 226L169 227L171 226V227L169 228ZM166 227H168V228H166ZM261 227H262V229H261ZM154 228H155V230H154ZM110 234L114 235L113 233H110ZM256 235H258V233ZM230 236H231V238H230ZM239 236H241V237H239ZM109 240H107V241H109ZM134 240L135 239H131L128 242L131 243V241L133 242ZM107 241L103 242V240H102V242L99 243V247L102 246V248H103L104 243H105V245L109 244V246H110L111 245L110 243L112 241H109L110 243H108ZM137 242H139V241H135V243H137ZM231 243L233 244L234 241H232ZM138 244L141 245V243H138ZM207 244H208V247L210 248V250H209L210 253H207V252H209L206 248ZM209 244H210V246H209ZM212 244L217 245V246H213ZM253 245H254V250H252L253 252L250 251L251 249L250 250L247 249L250 251V255H253L252 259H249V258H248L249 260H247V258L243 259L244 263L249 264L255 260L258 261L261 259L262 262L259 261L258 264L259 263L264 264V244H261V242L259 243L258 241H254ZM109 246H107V248ZM60 247L63 248V245H60ZM119 247H117V248L110 247V250L113 251V249H114L116 251V250H118ZM139 247L143 248L145 246H143V244H142V246H139ZM211 247H214V248L212 249ZM102 248H100V249L102 250ZM100 249L99 248L97 249L98 252H102V251H100ZM103 251L105 252V250H103ZM104 252H102L101 254H103ZM242 254H243V251L242 252L240 251V253L238 252V257L239 256L243 257ZM203 256H205V257H203ZM241 257H239V260L242 259ZM74 261H73V259H70L69 263L75 264ZM166 262L164 261V262H161L160 264H164V263L170 264V262H168V263H166Z\"/></svg>","mask_w":264,"mask_h":264}]
</instances>
